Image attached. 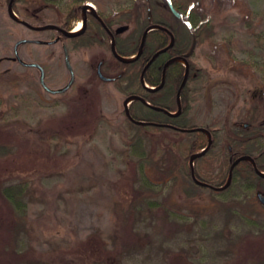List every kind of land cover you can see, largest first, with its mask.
Returning <instances> with one entry per match:
<instances>
[{
  "label": "rangeland",
  "instance_id": "obj_1",
  "mask_svg": "<svg viewBox=\"0 0 264 264\" xmlns=\"http://www.w3.org/2000/svg\"><path fill=\"white\" fill-rule=\"evenodd\" d=\"M62 1L56 8H44L42 15L46 24H54L58 15L65 12V4L70 0ZM147 1L88 0V3L108 15H120L137 8L144 11ZM156 1H160L161 18L175 27L184 45L189 38L184 27L186 18L178 20L166 0ZM190 1L197 6L200 19L204 16L210 21L214 35L203 45L196 46L192 56L208 75L192 83L198 91L192 93L193 106L185 121L196 126L194 128L211 127L227 132L235 126L236 119L249 121L253 94L264 83V0ZM13 13L22 19L15 11ZM79 23L82 25L81 21ZM54 34L51 29L37 34L14 22L8 15L7 3L0 0V72L9 69L23 79L9 84L6 77L0 84V141L12 142L16 151L11 159H0V180L28 184V233L25 239L33 262L27 264H109L104 259L105 251L108 257L115 250L113 237L120 234L112 204L127 199L131 192L126 143L138 129L129 126L124 95L113 84L98 83L94 95L96 103L93 101L95 108L88 106L89 102L85 103L92 108L88 116H94L95 120L101 113L108 120L101 126H90L87 116H78L76 104L70 102L73 92L64 93V96L49 93L40 84L37 69L6 59L13 55L14 45L21 38L50 39ZM19 53L25 62L47 64L48 86L59 89L66 85L69 72L60 44H22ZM95 55L96 52L88 50L74 52L81 78L79 86L89 80L95 69L92 66L97 59ZM84 91L85 88L81 95ZM73 113L75 116L72 117ZM73 123L77 128L74 131L67 129ZM53 129L59 131L54 137ZM185 133L148 128V149L155 148L158 153L156 165L172 163L175 166L181 156L190 153L189 144L201 140L200 134L193 135L196 130ZM208 136L206 133L204 138L207 140ZM221 157L220 154L214 164L210 162L211 166L209 159L197 167L195 159L191 158V162L202 177L215 181L226 169ZM200 191L208 193L205 188ZM88 241L97 246L108 243V248H91ZM244 244L240 248L242 252L248 248ZM246 254L251 255V251ZM240 257L243 264L251 263L252 258L254 261L260 258L251 255L248 259L244 253ZM6 260L0 247V264L7 263Z\"/></svg>",
  "mask_w": 264,
  "mask_h": 264
},
{
  "label": "trees",
  "instance_id": "obj_2",
  "mask_svg": "<svg viewBox=\"0 0 264 264\" xmlns=\"http://www.w3.org/2000/svg\"><path fill=\"white\" fill-rule=\"evenodd\" d=\"M6 0L4 2H8ZM62 0H15L13 10L23 19L35 26H43L47 22L43 18L44 8H56ZM117 2L119 0H108ZM174 7L186 18L184 24L188 37L192 39L195 35L197 46L209 41L213 33L212 24L206 17L198 13V8L190 0H171ZM88 0H72L60 18L56 21L62 25L65 19H79L82 6ZM160 1L148 0L145 10L137 8L134 13L137 20L142 19L143 26L160 24L170 27L176 33L177 44L169 49L167 53L161 54L148 68L145 73V81L150 86H157L161 81L162 63L166 54L173 56V50H189L191 40L181 44L180 37L174 26L169 25L162 17ZM167 3V0H166ZM148 9L151 10L149 19ZM66 14V15H65ZM125 15L121 18V23L128 22ZM139 34V33H138ZM141 34L136 38L139 42ZM82 44L91 46V38L86 35L80 37ZM137 42V41H136ZM169 42V35L164 30H154L148 35L147 43L143 55L129 62H121L120 70L124 72L123 78H127L134 90L142 91L140 87L141 73L158 50L165 47ZM135 51H124L130 56ZM190 64V77L181 95V113L177 116H169L163 111L151 108L140 101H135L130 106V114L136 120L157 123L158 125L136 124L127 115L126 119L131 128H137V133L126 143V155L128 160L129 173L131 174V192L125 200H117L112 204L114 219L119 227L120 234L113 237L115 250L104 255L105 262L109 264H243L240 255L248 259L251 255H259V259H251L249 264H264V205L256 198V191L264 192V176H260L256 169L264 172V153L257 157L250 153L253 150L245 143H239L238 150L254 156V167L250 162L244 161L233 170L231 183L222 190H216L206 185L197 183L192 176L191 157L197 151L203 149L208 142L204 138V133H193L199 135L200 141L193 140L189 144L190 153L181 156L177 164L172 163L167 166L156 165L157 150L148 149L146 136L148 128L164 129L170 132L186 131L196 126L189 125L185 121L192 110V93L198 89L192 87V83L197 77H192L196 71L197 64L194 59H188ZM197 75L199 78L206 77L207 71L199 68ZM185 66L181 63L171 65L166 74V83L163 90L146 94L145 98L152 105L165 108L175 112L178 104L175 96L172 100L165 101L162 95L165 90H176L182 79ZM8 77V79H6ZM7 83H17L23 79L13 71L8 73L0 72V84L3 80ZM117 88L125 92L120 83ZM82 89L78 88L73 92L71 103L76 104L78 116H87L88 125H103L107 118L99 113L97 119L89 114L88 106L93 104L95 90L88 89L81 95ZM61 95H65L64 93ZM86 101V102H85ZM85 104V103H88ZM96 103V101H95ZM88 105V106H87ZM75 116L73 113L72 117ZM91 117V118H90ZM99 119V121H98ZM83 120V119H82ZM108 121V120H107ZM78 125L80 123L76 122ZM74 124V123H73ZM77 124L67 128L74 131ZM85 124V123H84ZM66 128V126H64ZM63 127V129H65ZM211 133V127H205ZM59 131L52 130L54 137ZM248 133H243V138L248 137ZM152 143L155 139L152 138ZM236 145V144H235ZM234 145V147H236ZM15 146L10 141H0V159H11L15 156ZM197 158L195 164H200L206 157ZM196 177L213 186L220 187L225 184L228 167L223 172L219 180H210L202 177L197 168ZM205 188L208 193L200 190ZM27 183H7L0 180V235L3 238L0 246L7 256V263L3 264H27L32 261L30 248L26 247V223L28 220ZM106 242V241H105ZM104 242V243H105ZM248 248L240 250L243 244ZM88 246L94 249H107L108 243L104 246H97L95 242H89ZM244 244V245H245ZM254 246L258 247L255 248ZM263 249V250H262ZM240 250V253H239ZM246 251L251 255L246 254ZM260 252L261 254H256ZM103 253V251H102Z\"/></svg>",
  "mask_w": 264,
  "mask_h": 264
},
{
  "label": "flooded vegetation",
  "instance_id": "obj_3",
  "mask_svg": "<svg viewBox=\"0 0 264 264\" xmlns=\"http://www.w3.org/2000/svg\"><path fill=\"white\" fill-rule=\"evenodd\" d=\"M2 1H6V0H2ZM14 1L15 0H9L7 2V8H8V15L9 16H10L9 6H10V4L12 6ZM71 1L72 0H70L68 3L65 4L66 5L65 10L68 8V5L71 3ZM61 3H63V1H61L58 5H60ZM96 3L100 7V4L98 3V1H96ZM116 3H118V2H116ZM167 5L169 6V4H167ZM51 8H53V7H51ZM12 9H13V7H12ZM170 11H171V9H170ZM147 12L149 15V19H151V10L148 9ZM178 12H179V16L175 15L171 11V13L179 20L181 17H184V16L180 11H178ZM125 15L130 17V18H128L129 21L121 23V21H122L121 18H124ZM59 16H60V14L58 15V18L55 20L54 24L43 25V26L53 25L56 27V28H46V29L54 30V32H55L54 36L51 37L50 39L21 38L17 42L26 40L25 42H21L19 44V46L22 44H24V45L38 44V45H46V46L60 44L62 46L64 64H65V66L69 72V79H68L65 86H67L72 79L71 70L68 68V66L66 64V53H68L69 62L71 64L72 71L74 73V80H73L71 86L63 93L74 92L78 88H80V89L85 88V90H88V89L98 90L97 89L98 87H96V86H99L98 83H100V85L111 83L114 85V87L116 89H118L117 83H120L122 85V88L125 89V92H127V94H128V95H126V93L122 92L124 95V104H125V101L127 100V98H129L130 96H140L147 101V99L145 98L146 94L159 92V91L163 90V88L165 87L166 74H167L168 68L171 65H174L175 63H181L182 65L185 66V71L183 73V76H182V79L179 83L178 88L176 90H168L167 89V90H165V92L162 95V99H165V100L167 99V101L172 100V98L175 96L177 104L179 103L178 100H180V103H181L182 90L185 87V85L188 82V79L190 77V64H189L188 59H193L192 56H193V54L195 52V48L197 46V39H196L195 35L192 37V42H191L192 46H190L191 49L182 50V49H176L175 48L173 50V52H175V53L181 52V54L169 56V54L172 53V52H169L168 54L165 55L166 58L164 59V61L162 63L163 64L162 65V75H161V81L159 83V85H161V87L157 91H152V90H150L144 86V83L142 82V75H143L144 82L148 85V83L145 81V73L148 70L149 66L161 54L167 53V51L169 49L175 47L177 44V37H176L175 31L173 29H171L170 27H167L168 31L167 30H164V31L167 32V34L169 35V42L162 49L171 45V34L175 38L174 43L171 46H169L167 48V50L161 52L152 61V63L147 67V69L144 72L146 65L151 61V59L153 58V56L155 55L156 52L152 55V57L146 63V65H145V67L141 73L140 87L143 90L142 91H136V90H134V86L130 85L127 78H123L124 72L120 70L119 64L121 62H126V61H122L119 57H124V58L128 57L129 58V57H133V56L138 55V57L136 59L140 58L144 53V48H145L146 43H147L148 35L152 31L148 33V35L145 39V42H143L144 41V38H143L144 33L150 26L155 25V24L147 25L146 27L143 26L142 25L143 24L142 19L137 20V17L135 16L134 12L126 13V14L120 13V15L109 13V15H108V14L104 13L101 8H98V7L95 8V6H93L92 4H90L88 2L84 3V5L82 6V10H81L79 19H67L66 18L62 25H58L56 23V21L60 18ZM10 18L14 22L27 27L28 29H30L31 31H33L37 34H42L46 30V29L36 30L32 27L25 25L23 22L15 20L11 16H10ZM21 20H23L24 22H27L30 26L40 27V26H35V25L31 24L29 21H27L23 18ZM79 21L82 22V27H81L82 29L80 30L79 33H73V31L77 27V25H78L77 23ZM128 25H131L130 29H128ZM138 33L141 34L139 42L136 39L139 35ZM86 35H88L91 38V44H92L91 46H88L87 44H85V45L82 44V39H80V37H85ZM35 41H38V42H35ZM16 43H15V45H16ZM142 43H144V44L142 45ZM15 45L13 48V55L7 57L6 59L7 60H14L17 63H19L25 67H28V68L37 69L39 71V74L41 77V71L39 68L26 66V65L22 64L16 58L15 51L18 53L20 59L23 62H25L22 59V57L20 56L19 46L15 49ZM81 50H88L91 52H96L95 57L97 58L94 65H92L93 67H95V69L92 70V72H91L92 74H91V76H89V80H85L83 82V84H84L83 86H81V85L79 86V84H78L81 81V78L78 76L77 64L74 60V52H80ZM130 50L135 51L134 54H132L130 56H127L124 54V51H130ZM160 50H158V51H160ZM178 58H180V60ZM25 63H37V62H25ZM37 64H40L43 67V69L45 71V82H47L46 81L47 73H48L47 64L46 63H37ZM199 68L200 67L197 66L196 71L193 72V74H192V77H194V78L197 77L196 81L200 80V78L197 75L198 71L200 70ZM8 72H10L9 69L5 70L3 73H8ZM143 72H144V74H143ZM40 77H39V79H40ZM185 80H186V82L184 83ZM183 83H184V85L182 86ZM40 84H41V82H40ZM159 85H157V86H159ZM65 86H63L62 88H64ZM148 87L151 88L152 86L148 85ZM51 89H53V88H51ZM59 89H61V88H59ZM118 91L121 92V90H119V89H118ZM171 92H172V94H171ZM179 92H180V98H178ZM63 93H57V94H63ZM194 93H196V92H194ZM253 97L254 98H252V99L254 102H253V106L251 108V113L248 117L249 121L248 122H242V121H239V119H236V121L234 123L235 126L231 127V129H229L227 132H225L224 130H222V132H221L218 129L212 128L211 133H209L208 142L206 145V146L209 145L207 151L203 155L197 157V158L205 157V155L208 153V156L205 159H209V165H210L211 163L214 164L218 160V156L221 154L222 155V157H221L222 162L226 165V167H228V172H227V177L225 179V184L228 181L230 174H233L234 168L236 166H238L239 164H241L242 162L248 161V160L240 159L241 157H243V156L251 157L253 161H248V162H250L254 167L256 166L254 156H251L250 154H246V153L242 152L241 148L238 150H235L238 148L237 146L239 143H245V144H247L248 147H251L253 150H251L250 153L257 156V157H260L264 153V83L258 88L256 93L253 94ZM135 101H140V100H135ZM135 101H133V102H135ZM197 132L202 133L201 131H197ZM243 133H248L249 136L246 138H243ZM234 145L236 147H234ZM203 149L199 150L198 153H200ZM219 152H221V153H219ZM218 153H219V155H218ZM198 165L199 164H197V166ZM231 180H232V178H231ZM219 181H222V180H219ZM258 193L264 194V192H262V191H256V197H257Z\"/></svg>",
  "mask_w": 264,
  "mask_h": 264
},
{
  "label": "water",
  "instance_id": "obj_4",
  "mask_svg": "<svg viewBox=\"0 0 264 264\" xmlns=\"http://www.w3.org/2000/svg\"><path fill=\"white\" fill-rule=\"evenodd\" d=\"M168 4H169V7H170V9L172 10V12H173L175 15L179 16V12L174 8V6H173L171 0L168 1ZM9 13H10V16H11L12 18H14L15 20H18V21H20V22H23L25 25H27V26H29V27H32V28H34V29H36V30H43V29H46V28H56V27L53 26V25H46V26H42V27H34V26H30L27 22H24L23 20L17 18V16L13 13V10H12V6H11V4H10V6H9ZM159 29H161V30H167V31H168L167 27H165V26H163V25H160V24L152 25V26H150V27L145 31V33H144V37H143V38H144V41H143V42H145V39H146V37H147V35H148L149 32H151V31H153V30H159ZM66 34H67V33H66ZM174 40H175V38H174V36L171 34V45L174 43ZM25 41H26V40H23V41H19V42H17L16 45H15V49L19 46V44H20L21 42H25ZM35 42H38V41H35ZM143 44H144V43H142V45H143ZM171 45H169V46H171ZM169 46H168V47H169ZM168 47H166V48H164V49H161L160 51H158V52L155 53V55L153 56V58L151 59V61L146 65V67H145V69H144V72H145V70L147 69V67L152 63V61H153V60H154V59H155V58H156L161 52L167 50ZM15 54H16V58H17L22 64H24V65H26V66H30V67H37V68L40 69V71H41L40 82H41L42 86L44 87V89H45L46 91H48V92H50V93H53V94L63 93V92H65V91L71 86V84H72V82H73V80H74V73H73V71H72V67H71V64H70V62H69V56H68V53H66V64H67L68 68L71 70L72 79H71V81L69 82V84H68L67 86H65L64 88H61V89H51V88L46 84V82H45V71H44L43 67H42L40 64H37V63H25V62H23V61L20 59V57H19V55H18V53H17L16 51H15ZM137 57H138V55H136V57H134L133 59H135V58H137ZM119 58H120L122 61H126V62H127V61H132V60H133V59H125V58H123V57H119ZM178 59L180 60V58H178ZM144 72H143V74H144ZM142 82L144 83V86H145L146 88H148V89H150V90H152V91H157V90H159V88L161 87V85L156 86V87H151V88L148 87V86L145 84L144 80H143V75H142ZM185 82H186V80L184 81V83H185ZM184 83L182 84V86L184 85ZM178 98H180V92L178 93ZM135 100H140L142 103L146 104L147 106H149V107H151V108H154V109H156V110H159V111H163V112H165L166 114H168L169 116H177V115H179L180 112H181V103H180V100H178L179 103H178V111H177V113H173V112H171V111H169V110H167V109H165V108L157 107V106L152 105L150 102L146 101L144 98H142V97H140V96H130L129 98H127V100L125 101V104H124V105H125L126 114H127L128 118H129L131 121H133V122H135L136 124H139V125H142V124H147V125H158V124H157V123H153V122H147V121H144V120H136V119H134V118L131 116L130 111H129V108H130V104H131L133 101H135ZM179 130H181V131H192V130H196V131L206 132V129H204V128H202V127H198V128H194V129H183V128H180ZM208 147H209V145L206 146V147H205L200 153H197V154L192 155V157H191L192 160L196 159L198 156L203 155V154L207 151ZM240 159H242V160H248V161H253L252 158L249 157V156H243V157H241ZM191 165H192V176H193V179H194L197 183H199V184L209 186V187L214 188V189H216V190H222V189H225V188L231 183L232 174H230L228 181H227L226 184H225L224 186H222V187H215V186H212V185H210V184H208V183L202 182V181L198 180V179L196 178V176H195L194 168H193V161L191 162ZM256 172H257L260 176H264V173L261 172V171H259L258 169H256ZM257 198H258L259 201L264 205V194L258 193V194H257Z\"/></svg>",
  "mask_w": 264,
  "mask_h": 264
},
{
  "label": "bare ground",
  "instance_id": "obj_5",
  "mask_svg": "<svg viewBox=\"0 0 264 264\" xmlns=\"http://www.w3.org/2000/svg\"><path fill=\"white\" fill-rule=\"evenodd\" d=\"M82 25L78 24L77 27L74 29L73 33H79L81 30Z\"/></svg>",
  "mask_w": 264,
  "mask_h": 264
}]
</instances>
